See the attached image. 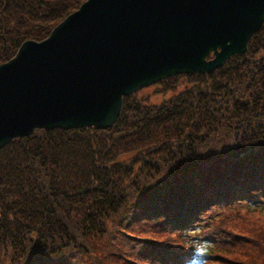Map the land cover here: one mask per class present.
Here are the masks:
<instances>
[{"label":"trees","instance_id":"trees-1","mask_svg":"<svg viewBox=\"0 0 264 264\" xmlns=\"http://www.w3.org/2000/svg\"><path fill=\"white\" fill-rule=\"evenodd\" d=\"M85 1L0 0V65ZM217 70L155 83L159 105L124 97L106 130L1 148L0 264H219L234 246L228 263L258 264L264 227L228 223L264 209V24Z\"/></svg>","mask_w":264,"mask_h":264},{"label":"water","instance_id":"water-1","mask_svg":"<svg viewBox=\"0 0 264 264\" xmlns=\"http://www.w3.org/2000/svg\"><path fill=\"white\" fill-rule=\"evenodd\" d=\"M263 24L264 0H86L0 65V149L36 130H106L124 97L211 74Z\"/></svg>","mask_w":264,"mask_h":264},{"label":"rangeland","instance_id":"rangeland-1","mask_svg":"<svg viewBox=\"0 0 264 264\" xmlns=\"http://www.w3.org/2000/svg\"><path fill=\"white\" fill-rule=\"evenodd\" d=\"M178 82L180 85L178 87V89H182L184 87V83H185L184 80L179 79ZM158 89H159V86H157V84H153L151 86H147V88H143L141 90L142 91L141 93L143 96H148L150 98L149 101L152 104H156V105H159V104H161V103H163V102H165L171 98V92H169V93H158L157 92ZM243 214L244 215L242 218H240L238 220L232 219L229 221L228 232L242 235V234H246L248 232V228H252L255 231H258L261 227H264V209L259 210V211H252V210H249V208H248L247 210H245L243 212ZM222 254H224V251H222ZM224 255H225V257H224L225 259L220 260L219 264H233V263H228L229 262L228 260H233V261L246 260L244 258V257H246V255L244 254V251L242 249L240 250L239 248H237L235 246L233 248H231L230 250H228L226 252V254H224ZM257 261L259 262V263L257 262L258 264H263V262H261V261H264V256L260 257V259H258Z\"/></svg>","mask_w":264,"mask_h":264},{"label":"bare ground","instance_id":"bare-ground-1","mask_svg":"<svg viewBox=\"0 0 264 264\" xmlns=\"http://www.w3.org/2000/svg\"><path fill=\"white\" fill-rule=\"evenodd\" d=\"M235 56H236V55H235ZM232 57H233V56H232ZM218 70H220V68H219ZM218 70H217V71H218ZM215 71H216V70H215Z\"/></svg>","mask_w":264,"mask_h":264}]
</instances>
